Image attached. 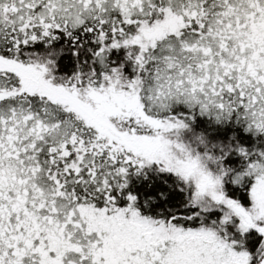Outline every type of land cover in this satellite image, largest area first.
Returning <instances> with one entry per match:
<instances>
[{"label":"trees","instance_id":"obj_1","mask_svg":"<svg viewBox=\"0 0 264 264\" xmlns=\"http://www.w3.org/2000/svg\"><path fill=\"white\" fill-rule=\"evenodd\" d=\"M5 1L0 4V59L25 66L44 64L49 70L46 79L52 76L51 83L57 87L56 96L28 92L21 89L18 74L0 70V92L5 93L0 99V120L17 113L21 122L27 120L32 125L30 137L37 138L29 153L22 150L20 154L30 161L24 168L38 189L36 203H43L41 211L50 209L58 215L57 207L67 206L111 215L130 208L140 218L180 227L218 224L211 216L194 213L187 190L174 175L151 162H124L113 151L108 153L109 148L99 140L102 134L98 128L88 125L78 107L61 99L110 88L133 91L140 106L139 118L147 125L132 124L139 133L147 129L151 133L148 127L157 121L170 126L168 138L214 148L211 152L230 170L226 195L249 205L252 181L258 169L264 168V127L256 130L245 115L247 108L232 102L228 95L227 106L203 112L184 95L158 99L152 94L167 61L190 60L188 56L196 52L193 45L212 48L213 57L231 51L234 46L225 38L236 31L227 33L228 27H233L226 23L235 9L233 2L146 0L129 12H124L118 1L106 8L96 4L81 22L57 15L53 28L44 31L38 11L46 0H35L36 11L26 16L15 13V0ZM167 16L180 18L176 30H164L163 35L147 40L140 37L145 26L151 32L149 28L157 27ZM225 42L224 51L216 49ZM181 51L185 55L176 54ZM104 130L109 133L111 126L107 124ZM166 134L160 136L166 138ZM2 139L9 136L0 129ZM34 262L38 264L36 256Z\"/></svg>","mask_w":264,"mask_h":264},{"label":"rangeland","instance_id":"obj_2","mask_svg":"<svg viewBox=\"0 0 264 264\" xmlns=\"http://www.w3.org/2000/svg\"><path fill=\"white\" fill-rule=\"evenodd\" d=\"M117 1L124 12H129L131 7L136 9L146 0H46L38 11L41 28L44 31L53 28L57 15L79 23L96 4L106 8ZM229 1L234 3L235 9L226 17V23L233 26L228 27L227 33L236 29V35L231 33L225 38L234 46L230 47L231 51L219 52L220 56L213 57L212 48L193 45L191 48L196 52L188 56L190 60L167 61L166 70L152 94L158 99L184 95L203 112L224 108L228 105L227 97L231 96L232 102L247 108L245 115L259 130L264 127V0ZM2 3L6 1L0 0ZM12 7L18 16H26L36 11V1L15 0ZM180 21L178 17L167 16L160 25L149 28L151 32L145 26L140 37L147 40L161 36L164 30H176ZM188 45L186 43L185 47ZM218 47L224 51L226 42L216 49ZM182 51L176 54L185 55ZM0 69L21 75L22 90L57 95L52 76L46 79L49 70L44 64L25 66L0 59ZM4 96L5 93L0 92V99ZM61 99L78 107L88 125L98 128L102 134L99 140L109 148L108 153L113 151L117 154L114 156L124 162H151L163 172L174 175L188 192V205L200 211L225 207V212L216 217L218 224L211 227L221 226L235 216L227 211L231 200L225 193L230 170L212 153L214 148L207 149L197 141L184 143L168 138L170 126L157 121H151L148 127L151 133L149 129L139 133L131 125H147L139 118L140 106L131 89H92L84 97L70 94L67 99ZM6 119L9 120H0V129L9 136L8 140H0V264H36L34 256L38 264H175L180 258L195 256L186 243L188 239L195 243L219 242V237L208 228H200L198 232V229L185 230L159 220L140 218L130 208L111 215L67 206H58V215L50 209L41 211L43 203H36L38 189L24 168L30 161L20 154L22 150L29 153V147L35 145L37 138L30 137L32 125L27 120L21 122L17 113ZM107 124L111 126L109 133L104 130ZM161 133H167V139L160 136ZM258 170L249 190V205L232 200L263 225L264 168ZM236 225L241 226V223ZM261 253H264V242Z\"/></svg>","mask_w":264,"mask_h":264},{"label":"flooded vegetation","instance_id":"obj_3","mask_svg":"<svg viewBox=\"0 0 264 264\" xmlns=\"http://www.w3.org/2000/svg\"><path fill=\"white\" fill-rule=\"evenodd\" d=\"M1 71L3 69H0ZM14 72V71H13ZM16 73V72H15ZM18 74V73H16ZM19 75V74H18ZM21 84H23V77L19 75ZM23 82V83H22ZM228 197V196H227ZM231 200L229 205V214L235 215L228 220L224 226H214L212 224L205 225H194L188 227H180L185 230H196L197 232L200 228H208L212 233L219 237V239L213 242H198L195 243L188 239L186 242L188 247H192L194 250V257H184L180 258L175 264H263L264 263V253L262 254V245L264 242V224L261 225L260 222L256 220L248 211L244 210L241 207H237L234 204L235 200H238L233 197H229ZM232 199H235L234 201ZM240 203L244 204L240 200ZM194 213L198 216H211L216 220V217H220L226 208L210 209L200 211L198 208H194ZM197 215L194 214V218L200 221ZM217 221V220H216ZM237 222L241 223V226H238ZM212 223V222H211ZM171 224V223H169ZM176 226V225H175ZM177 243H183L178 241ZM200 244H202L200 246ZM222 251V252H221ZM224 254V256H223ZM215 257H205L213 256ZM247 259V261H246Z\"/></svg>","mask_w":264,"mask_h":264},{"label":"water","instance_id":"obj_4","mask_svg":"<svg viewBox=\"0 0 264 264\" xmlns=\"http://www.w3.org/2000/svg\"><path fill=\"white\" fill-rule=\"evenodd\" d=\"M264 264V263H263Z\"/></svg>","mask_w":264,"mask_h":264}]
</instances>
